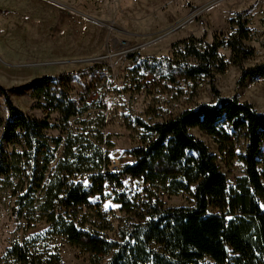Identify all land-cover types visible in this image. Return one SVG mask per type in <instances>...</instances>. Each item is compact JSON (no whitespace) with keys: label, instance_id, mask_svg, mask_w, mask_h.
Returning <instances> with one entry per match:
<instances>
[{"label":"trees","instance_id":"trees-1","mask_svg":"<svg viewBox=\"0 0 264 264\" xmlns=\"http://www.w3.org/2000/svg\"><path fill=\"white\" fill-rule=\"evenodd\" d=\"M229 25V32H216L212 41L191 34L174 41L169 54L131 55V91L145 92L150 100L144 116L124 113L139 146L118 157L87 154L93 144L84 133H74L71 125L87 100L86 94H73L74 80L84 73L94 74L103 65L34 79L30 96L42 117L16 106L0 85L8 109L7 118L0 116V181L12 188L14 215L24 216L34 204L64 146L63 175L47 190L43 214L48 226L38 238L64 236L88 251L95 264L110 255L105 264H264V112L237 96H221L216 87L217 76L231 65L241 69L240 84L264 78V63L245 66L255 53L246 43L252 33L248 19L237 13ZM225 50L230 51L229 57ZM205 79L217 97L214 104L169 112L184 95L194 97ZM193 129L214 139L227 167H234L236 161L242 164L236 187L229 185L217 156ZM241 139L246 143L243 152L237 149ZM127 156L130 162L123 161ZM76 172L90 174L89 183L72 181ZM124 175L141 179L143 191L137 197L135 188L122 180ZM13 176L18 183H12ZM160 183L170 195L191 193L195 205L166 207L159 196ZM105 186L114 189V201L124 211L139 219L122 227L118 239L70 219L78 207H87L105 221V212L91 199L100 194L97 205L103 206ZM106 224L103 228L111 230V224ZM27 243H15L7 257L15 264H40Z\"/></svg>","mask_w":264,"mask_h":264},{"label":"rangeland","instance_id":"rangeland-1","mask_svg":"<svg viewBox=\"0 0 264 264\" xmlns=\"http://www.w3.org/2000/svg\"><path fill=\"white\" fill-rule=\"evenodd\" d=\"M237 13L248 19L252 33L246 43L255 49L254 55L245 60V66L263 64L264 0H0V85L8 90L16 106L28 114L42 117L41 111L33 108L34 101L30 96L34 79L103 65L94 74L84 73L79 80H74L73 94L77 97L86 94L87 100L82 104V112L71 118V125L74 133H84L93 144L94 147L86 150L87 154L118 157L124 150L139 146L134 132L125 124L124 113L133 111L144 116L150 100L145 92L131 91L128 72L134 65L131 55L169 54L174 41L191 34L212 41L216 32L230 31L229 20ZM224 53L230 56L229 50ZM241 73L240 68L231 65L226 73L217 76L216 87L220 95L237 96L264 112V78H249L240 84ZM124 83L126 88H122ZM216 101L210 80L205 79L194 97L184 95L169 112L178 113L200 103L214 104ZM5 102L0 93V116L3 118L8 117ZM1 132L0 127V137ZM192 132L209 145L227 175L229 185L236 187L238 178L243 175L242 164L236 161L234 167H227L214 139L198 129ZM245 144L241 139L239 152L244 151ZM64 151L63 146L44 189L24 216L14 215L12 188L0 181V264H15L6 254L15 243L22 241L28 242L40 264H95L88 251L64 236L37 237L48 226L43 204L49 186L58 183L63 175ZM131 160L127 156L123 161ZM72 176V181L83 179L89 183L88 173L76 172ZM11 180L14 184L19 181L14 176ZM125 183L132 189L143 184L137 178H130ZM163 187L160 183L158 192L166 207L195 205L191 193L170 195L162 190ZM104 193L107 195L102 200L105 221L103 216L90 212L87 207H78L69 213L70 219L82 228L118 239L122 227L139 219L114 201L112 187L105 186ZM141 198L138 203L142 205ZM213 211L209 209V212ZM106 221L111 224V230L103 228ZM110 257L104 258L101 264Z\"/></svg>","mask_w":264,"mask_h":264},{"label":"built area","instance_id":"built-area-1","mask_svg":"<svg viewBox=\"0 0 264 264\" xmlns=\"http://www.w3.org/2000/svg\"><path fill=\"white\" fill-rule=\"evenodd\" d=\"M129 179V176L128 175H124L122 180L123 181H127ZM143 191V184H138L135 189H134V194L133 196L134 197H137L138 196V193H141ZM92 203L101 211V212H106V210L104 211L103 210V206L101 205H97L98 201H100V194H97L95 196H93L92 198Z\"/></svg>","mask_w":264,"mask_h":264},{"label":"water","instance_id":"water-1","mask_svg":"<svg viewBox=\"0 0 264 264\" xmlns=\"http://www.w3.org/2000/svg\"><path fill=\"white\" fill-rule=\"evenodd\" d=\"M92 60H94V59H92Z\"/></svg>","mask_w":264,"mask_h":264}]
</instances>
